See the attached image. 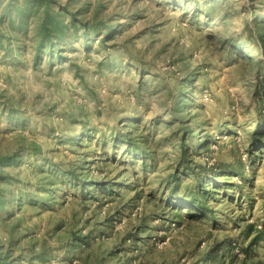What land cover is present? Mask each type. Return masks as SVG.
Masks as SVG:
<instances>
[{"label":"rangeland","instance_id":"rangeland-1","mask_svg":"<svg viewBox=\"0 0 264 264\" xmlns=\"http://www.w3.org/2000/svg\"><path fill=\"white\" fill-rule=\"evenodd\" d=\"M0 262L264 264V0H0Z\"/></svg>","mask_w":264,"mask_h":264},{"label":"trees","instance_id":"trees-1","mask_svg":"<svg viewBox=\"0 0 264 264\" xmlns=\"http://www.w3.org/2000/svg\"><path fill=\"white\" fill-rule=\"evenodd\" d=\"M184 144H185V142H184ZM174 176L176 177L177 180H180V178L178 177L179 176L178 174H175ZM201 193H203V192H201ZM196 196L199 198L200 196L202 197L203 195H201L200 192H199V190H197L196 191ZM221 254H222V252H221ZM0 264H5V263L4 262H0Z\"/></svg>","mask_w":264,"mask_h":264}]
</instances>
